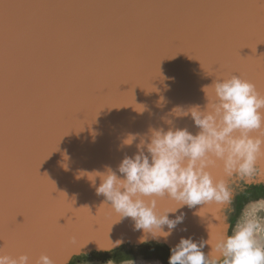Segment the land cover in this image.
<instances>
[{"label": "bare ground", "instance_id": "obj_1", "mask_svg": "<svg viewBox=\"0 0 264 264\" xmlns=\"http://www.w3.org/2000/svg\"><path fill=\"white\" fill-rule=\"evenodd\" d=\"M32 1L33 0H11V2L6 5L10 8L13 4H16L18 8L9 9L7 16L11 17L0 22V25L3 26L2 29H0V148L7 147V157L8 154H12V152H16L20 160L24 158L25 155H28L27 148L19 146L21 143H27L26 130H29L26 126L28 124L34 125L33 123H29V116H32L34 113L30 111L26 112L25 104L29 105L28 102L30 100L37 103L36 99L43 105H47V108L41 111L49 110L47 119L52 131V141L47 144L44 143L42 145L43 152L37 155V159L32 160V163L37 166L35 167L36 169L34 168L35 170L33 172L37 178L35 180V182H37V187H35V192L31 191V193L36 194L38 198L34 197L29 200V202L33 203L38 200V205L35 206L29 203V206H26V208H28L27 211L17 215L12 221L10 220L11 222L9 225H5L1 221V238L4 235L1 233H10L13 231L14 227L21 230L29 226L31 230L38 231L39 226H45L43 234H47L46 230L49 232L53 230L51 228L54 227L42 224L41 221H39L42 220V218H36L37 216L41 217L42 213L45 214L49 209L58 208L60 204V202H58L59 204L50 203V201L55 200L57 195L54 197L53 194L37 192L39 190V183L42 182L39 178L41 173H43L40 169L41 167L46 168L52 165L55 168V163L58 161L60 166L59 167L57 164L56 169L60 170L58 171L60 173L58 177L65 173L69 177L76 176L78 178L80 177V172H85L82 169L88 162H96L97 165H101L103 168L105 166H110L115 170L125 155H133L137 151L136 143L139 142L138 139L134 141L131 146L124 145L123 141L128 137L125 129L129 128V130H131L134 119L140 120L145 118L144 115L138 114L137 116L134 110L131 112L127 100L134 101V104L137 102L144 104V102L152 99L147 95L148 92L156 94L163 93L164 99L161 101L162 103L160 105L157 104L163 107L162 112H160L159 106L154 107L152 111V113L158 112L159 120L162 125L155 122L153 127L164 126L167 128V125L164 124L161 118L168 117L174 120L177 127H187L195 134L197 128L194 126L192 119L190 117H173L170 115L172 109L177 106L184 108L194 105L204 106L207 103L204 89L212 84L216 78L215 76L220 75H217L218 72L221 73L220 70H217L210 76L214 68L211 63L214 54L208 51L207 48L210 47L217 38V35L214 34V28L218 26V33L225 35L234 28H238L241 21L237 22V20H234L233 22L230 20L227 24H222V20L228 17L227 12L234 8L233 0H192L189 2L192 4L188 13L189 18L185 23H183L184 17H182V14L178 13V7L177 9L173 8L171 10L173 13L169 11L171 8H168L174 6L173 4L170 6L168 5L167 9L165 7L162 8L160 11L161 3H165L166 0H93L92 4L83 6L82 12L76 11L81 15L77 16L83 21L81 24L83 27H81L78 25L79 20L74 16L75 12L67 9L70 4L65 3L66 0H56L50 11V14L53 15L50 25L52 26V33L56 35L61 33V35H59L60 39L58 40V45H54L55 48L52 46L54 48L52 49V47L41 43V38L44 36L47 27L42 25L41 28L35 29L32 24L28 22V19L30 21L34 18L40 23H43L47 16L46 6L48 2L47 0H34L35 7L31 8L32 14L30 13L29 16V3ZM70 1L76 4L77 0ZM206 11L208 13H206ZM25 13H28L26 17ZM205 13L209 16L205 17L207 16ZM200 14L204 15V17L198 20L197 17ZM17 15H19L20 18H24L23 20L26 18L28 23L26 25H19L22 29L18 27L12 29H7L6 27V29H4L12 19L17 17ZM47 24H49V21ZM165 26H167L166 29L168 28L167 30H169V32L165 35H161L165 30ZM187 26L198 31L200 37L198 44L197 42L187 43V38L181 40L182 35L189 31ZM160 28H162L160 34L159 32L153 33V30L159 31ZM48 30L50 31V29ZM178 30L184 31L179 33ZM211 31H213V34H210ZM139 32L142 34L146 32L145 37L140 41L141 43L137 41ZM177 34H180V46L176 45L175 38ZM131 37L133 39L132 43ZM147 46L148 48L145 49ZM79 47L85 50L89 48L95 52L94 58H96V60L94 63H84L82 61L83 57H80V54H78L80 51ZM224 48H226V46H224ZM62 49H64L63 52ZM54 54H61V57L63 54L66 60L74 59V64H68L74 66L75 71L84 74V80L81 79L83 81L88 80V82H84V84L78 79H71L68 77L60 81L54 79L56 73L54 74L51 70L56 66V63L60 61L55 60ZM121 54L124 56L130 55L129 58L131 57L130 59L133 60V62L138 61L139 63L145 60L153 62V58L157 57L155 55L158 54L162 57V61H159L158 66H161L163 61H166L163 65L165 67L162 68V70L165 69V71H162L161 75L156 77L154 75H156V73L159 74L160 70L148 64L146 67L147 71L150 66V68H155V74L152 75L151 73L149 76H143V79L140 78L142 81L140 83H132L134 89H130V87L126 85V83L123 84L122 79L118 77L119 75L123 77L126 76L124 73L126 71H122L126 70V67L124 63L121 65ZM126 58L127 57L123 60ZM176 58L178 62L174 61ZM192 65H194L193 68H191ZM205 66H207V68L203 70L202 68H205ZM45 77H47L45 88H49L48 93L45 91L42 92V89L37 90L35 88V86L41 87V84L43 85L42 82L44 81H42L41 78L45 80ZM146 82H151V85H153L152 82H154V85H159L162 90H158L154 85L147 90L148 87L145 84ZM263 82L262 80L256 82L258 88ZM186 85L190 86L191 94L188 91H184ZM74 86L81 88H73ZM174 89L176 92L172 93ZM74 91H76V93H73ZM207 91H210V89ZM105 92L111 95V98L109 96V99L101 97L100 94H104ZM77 93L78 95L76 98L73 97ZM118 94H120V96H118ZM166 94H168L167 97ZM78 96L83 97V99L79 101ZM70 97L76 99L74 104L69 100ZM88 101L90 102L88 103ZM92 102L98 103L100 110H106V107L109 105L107 109H109L108 114L111 116H113V111L118 112L116 109L117 106L123 103V107L127 105L125 106L126 109L122 111L126 115H122L120 119L108 118L103 120L99 117L101 111L97 110V112L92 115L93 121L87 120L86 123H84L85 121L81 120V115L83 110H86ZM39 104L37 103V105ZM50 112H58V118L51 117ZM35 115L34 121L39 126L45 128L44 122L41 121V112ZM13 120L16 122L18 134L17 136H13L12 139H9L11 135L10 131H12L13 128L8 131L7 126L12 125ZM45 121L47 122V120ZM65 121L75 124L74 133L76 136H72L73 133H71V130L68 132L65 129ZM76 123H84V126L76 127ZM93 125V131H99L98 135L95 137L91 135V131L85 132L88 126ZM43 131L48 135L47 131ZM8 132L9 135L5 136ZM6 140L9 143H13L5 144ZM38 143L36 138L29 136V153L30 150L32 151V149L34 150L39 146ZM72 148H74V151L70 153ZM95 157H97V159ZM8 161L9 160L0 153L1 169L7 167ZM73 171L76 173L75 175H73ZM55 180L56 179L51 183ZM97 180L99 179L97 178ZM96 185H98V182ZM53 187L59 193L60 198L71 199V197L80 196L76 194L77 190L72 185H65V188L67 187L66 190L62 183L56 182V185ZM49 188L50 185L49 187L46 186L47 190ZM84 189H88V192L91 193L94 187L87 184ZM38 193H40L39 196ZM64 195L65 197H63ZM87 196L92 198L90 199L87 197L88 200L86 205L89 208L109 211L106 209L109 207L103 205V196H97L96 192H94V196ZM96 201H98V203H95ZM201 207L202 206L197 205L195 208L189 209L185 206L180 210L186 214L184 223L180 225V228L186 227L187 232H184L185 235L187 237L192 236L195 240H199L201 237L208 239V220L205 219L206 217H201L205 216L204 209L202 210L203 213H199L201 216L198 215ZM57 228L63 235L62 238H64V241L76 235L72 228L65 225H59ZM15 233H17L16 230ZM5 236L9 237L11 235ZM51 237L54 239L50 241V244H55L56 241L59 242L57 234H53ZM44 253L46 252L44 251ZM55 253L57 254L59 252L54 251L53 254Z\"/></svg>", "mask_w": 264, "mask_h": 264}, {"label": "clouds", "instance_id": "obj_2", "mask_svg": "<svg viewBox=\"0 0 264 264\" xmlns=\"http://www.w3.org/2000/svg\"><path fill=\"white\" fill-rule=\"evenodd\" d=\"M215 77L204 89V106H177L170 114L190 117L195 134L162 117L167 128L149 127L144 134L128 135L124 145L138 139L137 151L125 155L115 170L106 166L104 171H82L79 176H87L118 222L131 218L134 230L143 233L139 243L167 241L184 223L186 214L180 210L185 206H202L199 216L203 209H212L209 239L181 236L171 248L168 264H264V206L249 201L235 225L229 223L237 188L264 182V91L242 73ZM210 225L220 230L213 235ZM122 243V239L111 240L106 250ZM70 244L74 254H82L75 235ZM71 258L70 254L67 259ZM0 264L56 261L47 253L33 262L26 252L12 256L0 249Z\"/></svg>", "mask_w": 264, "mask_h": 264}, {"label": "water", "instance_id": "obj_3", "mask_svg": "<svg viewBox=\"0 0 264 264\" xmlns=\"http://www.w3.org/2000/svg\"><path fill=\"white\" fill-rule=\"evenodd\" d=\"M9 2H11V0H0V20H4L7 18L8 10L6 8L7 7L6 4ZM233 7L234 8H232L229 12H227L228 17L222 20V24L225 25L227 24V22H230V20H232L233 22L234 20H237V22L241 20L239 23L240 26L238 28H234L232 31L228 32L225 35L222 33H218L219 32L218 26L214 28L215 31L214 34L217 35V38L215 42L210 47L207 48L208 51H211L214 54L213 60L211 62L214 68L212 70L213 72L210 73V76L213 75L217 70H220L221 71V73H219L220 75L231 74V73H242L248 78L252 79L254 82H257L258 80H262L261 73L262 71H264V23H262V20H264V0H247L245 6L237 3H233ZM19 18L20 16L17 15V17L12 19L4 27V29H6V27L7 29H12L15 27L22 29L21 27H19L20 25ZM2 27L3 26L0 25V29H2ZM210 34H213V31H211ZM224 46H226V48H224ZM63 50L64 49H62V52ZM54 55H55V60L57 61L60 60L58 63H56V66L51 70V72H53L54 74L56 73L54 79L60 81L68 77L71 79L72 78L78 79L82 83L88 82V80L83 81L85 78L84 74L75 71L74 66H71L68 63L66 64L67 60L63 54L62 57L61 54H54ZM206 68L207 66H205V68L202 69L206 70ZM145 84L148 87L147 88L148 90L155 83L152 82L153 85H151V82H146ZM262 85H264V82ZM154 86L158 90H162V88L159 85H154ZM185 87L186 89H184V91L185 92L188 91L191 94L190 86L186 85ZM73 88L79 89L81 87L74 86ZM174 92H176L175 89L172 91V93ZM73 93H76V91H74ZM77 95L78 93L73 97L76 98ZM100 95L101 97H104L106 99H109V97L111 98V95L107 94L106 92ZM147 95H149L152 99L148 100L147 102H144V104L141 102L139 103L137 102L136 104H134L135 103L134 101L127 100V102H129L128 106L131 109V112L134 110L137 116L138 114H140V115H144L145 118V119L142 118L140 120L134 119V123H132L131 130H129V128L125 129L128 135L138 134V133L144 134L148 130L143 131L142 129H149V126L153 127L155 122L161 124V121L159 120L158 112L152 113V111L154 107H157L162 103L161 101L164 99L163 93L156 94V93L148 92ZM167 96L168 94H166V97ZM75 98L70 97L69 100L72 101L74 104L76 100ZM81 99H83V97L78 96V100L81 101ZM28 103L29 105L25 104V110H27L26 112L29 111L33 112L34 113L33 115L41 112L40 117L45 118L47 122L42 119L45 124V128L39 126L35 121L29 122V123H33L34 125L28 124L26 126L29 130V131L26 130L27 143L26 144L21 143L19 147L27 148L28 155H25L24 158H22L21 160L19 159V156L16 154V152H12V154L11 153L8 154L7 157V149H6L7 147L4 146L5 148H0V153H2V155L5 156L7 160H9L6 168L1 169L2 166H0V206H1L0 222L2 221V223H4L5 225H9L10 222L17 215L25 213L28 209L26 208V206L27 205L29 206L30 203L29 200L33 199L34 197H37L36 194L31 193V191L35 192L36 189L35 187H37L36 186L37 182H35L37 178L33 173L34 168L37 166L36 164L34 165L32 163V160L37 159L36 158L37 155L43 152L42 145L45 142L47 144L52 141L51 140L52 131L49 127V123L47 119V113L49 110L41 111V110H45L47 105L41 106L42 105L41 103V105L37 106L35 103L33 104L31 101ZM125 106L123 107V103L118 105L116 109L119 113L113 111L112 114L113 116L108 114L109 109H106L107 111L101 110L99 117H101V119L103 120L108 118L120 119L122 118V115H126L122 112L123 110L126 109ZM107 107H109V105ZM98 109H100L99 104L96 102H92L90 106L87 107L86 110L85 109L83 110L81 117L86 118L85 120L90 119L89 121H93L92 115L93 113L97 112ZM159 109L161 110L160 112H162L163 107L159 106ZM50 116L53 118H58V112H54V113L50 112ZM78 126H84V123H76V127ZM64 127L68 132L71 130V133H73L72 136H76L74 133L75 124H73V122L65 121ZM7 128L8 131H10V129L13 128V130L10 132H13L14 130L18 129L16 128V122L14 120H13V124L7 126ZM87 129L88 132L92 131L94 129V125L88 126ZM43 130L47 131L48 135H46V133ZM7 135H9V132L5 136ZM29 136L36 138L37 142H39L38 143L39 146H37L34 150L32 149V151L30 150V153H29ZM5 142H6L5 144L13 143V142L9 143L7 140ZM73 151L74 148L71 149L70 153H73ZM95 158L97 159V157ZM105 167L103 168L101 165H97L96 162L94 163L88 162V164L85 167H83L82 170L90 173L96 170L104 171ZM75 174L76 173L74 172L73 175ZM56 182L63 183L66 186L72 185L77 190L76 194H79L80 196L71 197V199L60 198L59 193L53 187L54 185H56ZM97 182L99 185L100 181ZM87 184L92 185V182L87 178V176L78 177V178L76 176L69 177L65 173H63L60 177L56 178V180L52 184L51 183L49 184L51 188V189L49 188L50 191L49 189L48 190L46 189L47 184L39 183L40 187L37 192H41L44 194H53L54 197L55 195H57L55 197V200L50 201V203L59 204L58 202H60L58 208H52L51 210L49 209L48 212H46L45 214L42 213L41 217L40 216L36 217L37 219L42 218V220H39L41 221L42 224L49 225L54 228H51L53 230L50 232L46 230L47 234H43V229L45 226H41V227L39 226L38 231L35 234H33L29 239V233L26 234V232L29 231V227H28V229L25 230L22 235L23 241L21 242H25V243L23 244L22 248L17 252L15 256H18L26 252L30 255V257L34 262L39 257V255L41 253H44V251L47 249V252H49L50 254L54 251L61 252L62 254L61 258H59L56 261V264H67L74 256L77 255L73 253L74 246L70 244V238H67L66 241H64V238H62L63 235L58 231L57 228V226L59 227V225H65L67 227L72 228L74 234H76L75 236L78 239L79 245L83 247L80 250L81 253L92 252V251H109L106 249L112 246L111 240L115 242L116 240L122 239L123 243L120 245L129 244L132 246H137L141 244L138 241L139 238L143 235V233L142 231L134 230V224L131 218H125L122 221L118 222L119 218L112 213L110 208H106L109 211H103L98 208H89L86 205L88 198H90L87 196L89 190L84 189V187ZM254 184H261L264 186V182L254 183ZM44 187H45V192L43 189ZM39 195L40 193H38V196ZM37 201H34L33 203L30 204L36 206L38 205ZM95 203H98V201H96ZM204 211H205V216L207 215L205 219L208 220V217H210L211 215L208 213L213 210L206 208L204 209ZM200 213H203V211H201ZM216 214L221 215L220 212H217ZM213 223H216V221H213ZM211 227L212 229H215L214 233L212 232ZM211 227L210 230L214 235L220 230L216 225H211ZM1 234L2 235L4 234L3 240L11 239L10 237L5 235H15V229H13V231L10 233L6 232ZM53 234H57L59 238V242L56 241L55 244H47L45 241L48 240V238H49L48 240L49 242L54 239L51 237V235ZM181 236L187 237L184 231H181V228L179 226L172 233V235L167 238V241H165L164 238H161L159 242H156L155 240H151V239H149L148 242L164 244L172 248L179 242ZM208 239H209V232H208ZM41 244H45L44 248H42ZM205 251H208L207 247L205 248ZM70 254L72 255V258L69 260L67 259V257ZM54 257H57V255Z\"/></svg>", "mask_w": 264, "mask_h": 264}, {"label": "rangeland", "instance_id": "obj_4", "mask_svg": "<svg viewBox=\"0 0 264 264\" xmlns=\"http://www.w3.org/2000/svg\"><path fill=\"white\" fill-rule=\"evenodd\" d=\"M30 1V0H29ZM59 1H61V0H59ZM78 1V2H77ZM76 1V4H75V2H71L70 0H66V2L65 3H69L70 4V6L69 7H67V9L69 10V11H73V12H75L74 13V16H75V18H77V20H79L78 21V25L79 26H81V24H82V22L83 21H81L82 19L81 18H79L78 16H81L78 12H76V11H79V12H82V10H83V6H85V5H90V4H92V2H93V0H77ZM192 0H166L165 1V3L164 2H162L161 3V7H160V11L162 10V8H168V5L170 6L171 4H173L174 6H171V7H169L168 9H170L169 11L170 12H172L171 10L173 9V8H175V9H177V7H178V10H179V14H182V17H184V19H183V23H185V22H187V20H188V13H189V9H190V7H191V5L192 4H190L189 2H191ZM47 2H48V5L46 6V10H47V16L45 17V20L43 21V23L41 22H39L38 20H36V19H31L30 21H29V19H28V22H30L31 24H32V26L35 28V29H37V28H41V26L43 25H45L46 27H47V30L45 31V33H44V36L41 38V43L42 44H44V45H47V46H49V47H54V45H58V40L60 39V36L59 35H61V33L59 34V35H56V34H54V33H52L53 31H52V26L50 25L52 22V17H53V15L52 14H50V11H51V7L53 6V4L56 2V0H47ZM188 3H189V5H188ZM186 5H188V6H186ZM7 7V10H9V9H13V8H18V6L16 5V4H13V6H11L10 8H9V6L8 5H6ZM180 6V7H179ZM32 7H35V1L33 0L31 3H29V16H30V13L32 14V11H31V8ZM153 7H157V6H153ZM160 11H159V13H160ZM27 12V11H26ZM205 12V11H204ZM15 13H16V11H15ZM173 13V12H172ZM206 13H208L207 11H206ZM205 13V14H206ZM28 13H25V17H26V15H27ZM204 14V13H203ZM78 15V16H77ZM135 15V14H134ZM207 16H205V17H208L209 15L208 14H206ZM9 17H11V16H7V18L9 19ZM202 17H204V15H202V14H200L198 17H197V19L198 20H200ZM24 18H19V20H20V25H26L28 22H27V19L25 18V20H23ZM1 21H3V20H0V22ZM8 21V20H7ZM38 21V22H37ZM48 21H49V24H47L48 23ZM78 25H75V26H78ZM186 25H190V24H186ZM81 27H83V25L81 26ZM166 27L167 26H165L164 27V31L161 33V35H165V34H167L168 32H169V30H167L166 29ZM171 27V26H170ZM162 28H163V26H162ZM162 28H160V30L159 31H154L153 30V33H157V32H159V34H160V31H161V29ZM48 29H50V31L48 30ZM187 29H189V31L188 32H186V33H184L183 35H182V38H181V40L182 39H185V38H187L186 39V41H187V43H194V42H197V44L199 43L198 41H199V39H200V37H199V33H198V31H195V30H193V29H191L190 28V26H187ZM187 29H184V30H187ZM144 30H145V27H144ZM183 30V31H184ZM183 31H179L178 30V32L179 33H181V32H183ZM193 31V32H192ZM34 33V32H33ZM76 33H79V32H76ZM176 33H177V31H176ZM145 35H146V32H144L143 34L141 33V32H139L138 33V35H137V37H139L138 39H137V41H141L142 39H143V37H145ZM149 35V34H148ZM132 41H131V43L133 42V39H132V37L130 38ZM176 45L177 46H180V34L178 35L177 34V36H176ZM40 41V40H39ZM38 41V42H39ZM130 43V44H131ZM141 43V42H140ZM196 44V45H197ZM52 47V49H54ZM129 48V47H128ZM148 48V46L147 47H145V49H147ZM79 49H80V51L78 52V54H80V57H83V59H82V61L85 63V62H93L94 63V61L96 60V58H94L95 57V52H93L92 50H90L89 48H87V50H85V49H83V48H80L79 47ZM67 50H68V48H67ZM120 52V51H119ZM119 55V54H118ZM121 56L122 57H120L121 59L120 60H122L121 61V65H122V63H124L125 64V67H126V70H122L123 72L124 71H126V72H124L125 74H126V76H120L119 75V73H118V77H120L121 79H122V83L124 84V83H126V85H128L129 87H130V89H134V87H133V84L132 83H134V82H138V83H140L142 80H140V78L141 79H143V76H145V75H147V76H149L151 73H152V75H154L155 74V68H150V66H149V69H148V71H147V69H146V67H147V65L148 64H150V65H153V67H156V69H159L160 70V73L159 74H157L156 73V75H154V76H156V77H158V75H161V73H162V71H165V69L164 70H162V68L163 67H165V66H163L164 65V63L166 62V61H163L162 62V64H161V66H158L159 65V61H162V57L161 56H159L158 54L157 55H155V56H157V57H154L153 58V62H151V61H148V60H145V61H143V62H138V61H136V62H133V60H131L130 58H129V56H124V55H122L121 54ZM125 57H127L125 60H123ZM119 60V61H120ZM175 62H178V59L176 58L175 60H174ZM74 59H69V60H67V63H71V64H74ZM37 63H38V61H37ZM154 63V64H153ZM194 67V65H192L191 66V68H193ZM116 70V69H115ZM119 70H121V69H119ZM219 73L220 72H218L217 73V75H219ZM44 78V77H43ZM43 78H41L42 79V81H44V82H42L43 83V85L41 84V87L40 86H38V87H36L35 86V88L37 89V90H41L42 89V92L43 91H45V92H49L48 91V87L47 88H45V85H46V79H47V77H45V80L43 79ZM138 80H140V81H138ZM29 86H31V85H29ZM113 92V91H112ZM118 96H120V94H118ZM82 100V99H81ZM90 101H93V100H91V99H89ZM33 104L35 103L36 105H37V103L39 104L40 102H38V100L36 99V101H37V103L35 102V101H32V100H30ZM29 101V102H30ZM89 101V102H90ZM13 102H14V99H13ZM41 104V103H40ZM39 104V105H40ZM38 106V105H37ZM42 106H45V105H43L42 104ZM47 108V107H46ZM108 107H106V109H107ZM87 109V108H86ZM102 109V108H101ZM99 111H101L100 109H98ZM33 117V118H32ZM35 117H36V115L34 116V115H32V116H29V122L30 121H34L33 119H35ZM77 118V117H76ZM78 118H80V117H78ZM39 119V118H38ZM44 121L46 120V119H44V118H42ZM41 119V121H43ZM66 119V118H65ZM86 118H82L81 120H84L85 122L84 123H86V121L87 120H85ZM80 120V121H81ZM90 120V119H89ZM39 121H40V119H39ZM86 127V126H85ZM86 133L88 132V129L85 131ZM98 133H99V131L97 132V131H91V135L92 136H97L98 135ZM17 134H18V130L16 129V130H14L13 132H11V135H10V138L9 139H12L13 138V136H17ZM46 143V142H45ZM57 160V159H56ZM57 163H55V165H56V167L54 168L52 165H50L49 167H46V168H44V167H41L40 169H41V171L43 172V173H41V175L39 176V178H40V180L42 181L41 183H44V184H47L46 186H48L49 187V184L54 180V179H56L57 177H58V174H60L58 171H60V170H58V169H56L57 168V164H58V161H56ZM58 166H59V164H58ZM60 167V166H59ZM36 169V168H35ZM34 169V170H35ZM33 170V171H34ZM36 172V171H35ZM36 173H38V172H36ZM44 174V175H43ZM97 181H99V180H96V183H97ZM52 184V183H51ZM62 185L64 186V188H65V185L62 183ZM91 186H93V185H91ZM40 187V186H39ZM246 187L247 186H242V187H238L237 188V190H236V193H235V198H234V204H233V207L235 206V204H236V199H237V197L242 193V192H244L245 190H246ZM44 189V188H43ZM66 190H67V187L65 188ZM94 192H95V190L93 189V191H91V193L90 192H88V195H92V196H94ZM44 196V195H43ZM63 197H65V195L63 196ZM62 198V197H61ZM253 202H257V201H253ZM258 202H260V204L262 205V206H264V200H259ZM100 208V207H99ZM234 213V211L233 212H231V214H230V216H229V223L231 224V222H230V220H231V216H232V214ZM236 223V222H235ZM235 225V224H234ZM29 227V226H28ZM28 227H25L24 229L25 230H27L28 229ZM13 229V228H12ZM14 229L16 230V232L17 233H15V235H11V236H9L11 239H4L3 240V237L1 238L0 237V249H2L3 250V252L5 253V254H9V255H12V256H15L16 254H17V252L22 248V246H23V244L25 243V242H21V241H23V239H22V235H23V233H24V229H19V228H17V227H14ZM22 230H24V231H22ZM37 231H35V230H31V228H29V231L28 232H26V234L27 233H29V239L31 238V236L33 235V234H35ZM49 240V239H48ZM48 240H46L45 242L47 243V244H50V242L48 241ZM41 246H42V248H44V246H45V244H41ZM49 249V248H48ZM45 252H47V249L45 250ZM47 254H49L50 256L51 255H54V256H56L57 255V257H54V256H51L55 261H57L59 258H61V252H59V253H55V254H53V252L50 254L49 252H47ZM57 258V259H56ZM134 262H135V264H162L160 261H155V260H152V261H148V260H142V259H139V260H134ZM85 264H115V263H113V262H110V261H108V262H100V261H94V262H88V263H85ZM121 264H131V261H127V262H123V263H121Z\"/></svg>", "mask_w": 264, "mask_h": 264}, {"label": "trees", "instance_id": "obj_5", "mask_svg": "<svg viewBox=\"0 0 264 264\" xmlns=\"http://www.w3.org/2000/svg\"><path fill=\"white\" fill-rule=\"evenodd\" d=\"M264 200V186L261 184H252L246 187L236 199L234 213L231 216V225L234 226L241 210L249 201ZM171 255V248L164 244L155 242L141 243L137 246L123 244L109 251L83 252L81 255L74 256L67 264H85L88 262H113L121 264L127 261L148 260L160 261L162 264H168Z\"/></svg>", "mask_w": 264, "mask_h": 264}, {"label": "snow or ice", "instance_id": "obj_6", "mask_svg": "<svg viewBox=\"0 0 264 264\" xmlns=\"http://www.w3.org/2000/svg\"><path fill=\"white\" fill-rule=\"evenodd\" d=\"M233 2L245 6L247 0H233ZM262 23H264V20H262ZM261 79H262V81H264V71H262V73H261ZM259 89L264 91V85H261L259 87ZM212 232L214 233L215 229H212Z\"/></svg>", "mask_w": 264, "mask_h": 264}]
</instances>
